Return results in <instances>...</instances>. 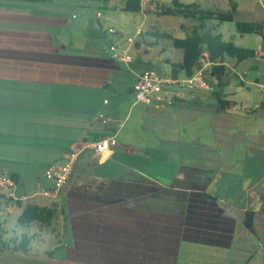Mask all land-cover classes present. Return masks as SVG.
<instances>
[{"label":"crops","instance_id":"0c3cea01","mask_svg":"<svg viewBox=\"0 0 264 264\" xmlns=\"http://www.w3.org/2000/svg\"><path fill=\"white\" fill-rule=\"evenodd\" d=\"M99 3L0 0V141L53 155L51 164L97 140L115 141L101 154L85 148L57 199L37 195L10 206L16 235L36 227L51 241L38 240L29 253L3 252L0 264H264V102L242 114L223 98L233 104L215 108L220 127L211 140L195 131L183 94L172 105H144L138 127L129 128L141 105L133 85L152 64L116 62L100 42L89 44V24L97 19L102 28L105 17L90 9ZM124 4L105 0L103 7L117 14ZM79 9L87 11L78 16ZM140 13L148 16L144 6ZM125 71L128 83L119 79ZM122 95L125 103L117 101ZM0 173L18 176L20 194L37 190L14 166ZM29 203L56 209L51 228L17 227ZM249 211L253 232L244 224Z\"/></svg>","mask_w":264,"mask_h":264},{"label":"rangeland","instance_id":"374dc122","mask_svg":"<svg viewBox=\"0 0 264 264\" xmlns=\"http://www.w3.org/2000/svg\"><path fill=\"white\" fill-rule=\"evenodd\" d=\"M185 3H201L205 8L218 7L220 9H230V0H182ZM239 4V13L237 20L245 21H264V0H233ZM104 4V5H102ZM102 4L92 5L91 11L96 13L100 11L105 17L101 19L100 27L97 23V19L93 24L88 26L89 44L100 42L106 49L111 43L117 45H124L129 38H136L140 41V46L135 47L133 54L138 58L147 59L151 62L152 66L148 67L156 70L159 74L165 75L172 71V63H179L183 57V51L176 50L172 47L171 40L165 37L158 38L156 35H162L167 33L177 38H185L189 31L191 23L184 18L173 16H159L157 14L158 5H170V0H145L144 16L142 13H128L118 12L113 14L114 10L105 6V0H102ZM148 6L154 8L152 10ZM87 11V9H79L77 15L81 16V12ZM111 20L108 16H111ZM216 31L222 35L223 40L232 41L238 46L254 49L257 51V56L254 59H249L242 62L240 65L235 59L227 58L226 64L228 67L224 84L221 87L217 86V80H212L214 85L213 91L195 88L193 91H183L182 94L186 99V105H188L191 112L186 113L190 115L191 120L196 124V130L199 134L200 131H204L202 139L211 140L214 130L220 127L213 124L216 121V114L214 112L218 105L217 97L227 98L234 100L238 104V110H242V114H245V109L250 110L251 105H255L256 102H264V38L257 34H245L238 33L235 22H214ZM114 30L117 33H111L110 30ZM142 30V37L136 36L137 30ZM90 33V34H89ZM137 43V40H136ZM132 75L129 72H123L119 79L123 83L131 81ZM124 93V92H122ZM129 96V94H127ZM120 102H126V96L122 95ZM134 101V100H133ZM125 105V106H124ZM145 104L138 105V107L132 111L130 120L128 122L129 128L138 127L139 113L143 111ZM122 106V104H121ZM123 117L126 116L129 105L123 104ZM149 106V105H147ZM205 111V113L199 112V110ZM239 114V111H235ZM222 119V117H221ZM227 119H233L228 116ZM242 121L240 119H237ZM245 121L240 122L243 126ZM264 123V122H262ZM1 124V123H0ZM258 125V124H257ZM256 125V126H257ZM198 126L203 127L201 129ZM1 127V126H0ZM253 128H255L252 125ZM207 128V129H206ZM213 129V130H212ZM3 130V129H0ZM211 130V131H210ZM196 133V132H195ZM221 138V139H220ZM218 142L222 141V135L219 133L217 137ZM26 144L22 143H9L0 141V167L1 166H14L18 170L23 179L25 185L28 188L37 187L38 182L45 183V164H51V160L54 156L47 155L42 152L40 156L36 153H30ZM40 157V158H39ZM57 165V164H51ZM1 200V199H0ZM6 199H2L0 203V255L4 252V245L10 244V240L16 235L14 233L15 226L12 220L17 218V215L9 218L10 204H7ZM33 235L35 239L31 241L30 251L37 249L38 240L44 241L47 246L50 243V239L47 237V232L40 234L38 228L35 227ZM31 236V235H29ZM43 245V248L46 246Z\"/></svg>","mask_w":264,"mask_h":264},{"label":"trees","instance_id":"16d2710c","mask_svg":"<svg viewBox=\"0 0 264 264\" xmlns=\"http://www.w3.org/2000/svg\"><path fill=\"white\" fill-rule=\"evenodd\" d=\"M171 4L157 5V14L159 16H173L184 18L189 21V31L185 38H177L170 34L156 35L158 38L165 37L171 40L172 47L183 51V58L179 63H172V74L175 77L182 75L193 77L203 59L213 63L212 75L217 80V86L224 84V79L228 70L227 58L235 59L237 63H242L249 59L256 58L257 51L254 49L236 45L232 41H225L221 34L215 29L214 22H235L239 34H257L264 38V21H243L237 20L239 4L230 0V9L224 10L218 7L205 8L201 3H185L182 0H170ZM142 0H125L122 10L128 13H140L142 11ZM139 48L140 44L136 43ZM218 112L229 110L233 104L231 101L217 97ZM11 177L18 181V176L12 174ZM1 203V200H0ZM12 201L7 204L11 205ZM21 206L22 202H18ZM55 208L41 207L37 204H27L19 218L17 227L22 230L30 231L32 226H38L40 229L51 228L56 218ZM255 213L246 212L244 215V224L247 229L253 232ZM27 233V234H26ZM22 238L14 236L10 244L4 245V252H30L31 241L34 236L26 232ZM1 234V233H0ZM2 235V234H1Z\"/></svg>","mask_w":264,"mask_h":264},{"label":"built area","instance_id":"2783aa9c","mask_svg":"<svg viewBox=\"0 0 264 264\" xmlns=\"http://www.w3.org/2000/svg\"><path fill=\"white\" fill-rule=\"evenodd\" d=\"M142 4L144 6L145 0H142ZM98 16L101 17L102 13H98ZM110 32L117 33L112 29ZM141 34L142 31L139 30L136 36H141ZM127 43L129 44L127 47L111 43L104 52L110 55L114 61L130 65L136 60L132 53L136 38H129ZM199 66L196 74L191 78L184 75L175 77L172 72L161 75L151 68L144 70L137 76V80L133 85L135 102L149 106L154 104L157 106H161L162 104L172 105L177 98L182 96V92L185 90L201 88L213 91L215 85L212 81L215 79L212 75L213 63L203 59ZM114 146L115 141L112 138H103L90 145H86L84 148L70 150L66 154L65 161L62 164L47 167L45 179L49 185L43 186L41 183H38L37 190L32 194H20L18 183L10 175L0 173V199L12 201L11 204L15 205L18 202L30 201L37 195L57 199L62 187L71 180L76 164L85 148L91 147L95 153L101 154Z\"/></svg>","mask_w":264,"mask_h":264},{"label":"water","instance_id":"95a60500","mask_svg":"<svg viewBox=\"0 0 264 264\" xmlns=\"http://www.w3.org/2000/svg\"><path fill=\"white\" fill-rule=\"evenodd\" d=\"M214 75V74H213Z\"/></svg>","mask_w":264,"mask_h":264}]
</instances>
